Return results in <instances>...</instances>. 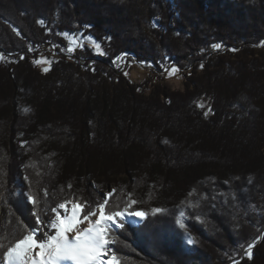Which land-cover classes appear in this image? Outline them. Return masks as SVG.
<instances>
[{
    "label": "trees",
    "instance_id": "trees-1",
    "mask_svg": "<svg viewBox=\"0 0 264 264\" xmlns=\"http://www.w3.org/2000/svg\"><path fill=\"white\" fill-rule=\"evenodd\" d=\"M65 34L103 54L68 58ZM105 191L106 213L147 214L109 231L119 264H264V0H0V264L29 228L54 234L33 210Z\"/></svg>",
    "mask_w": 264,
    "mask_h": 264
},
{
    "label": "snow or ice",
    "instance_id": "snow-or-ice-1",
    "mask_svg": "<svg viewBox=\"0 0 264 264\" xmlns=\"http://www.w3.org/2000/svg\"><path fill=\"white\" fill-rule=\"evenodd\" d=\"M214 47L219 48L220 45ZM96 48L99 49L100 45L96 44ZM69 51L73 49L69 48ZM38 62L34 61V63ZM171 71L174 72L177 69L174 68ZM198 106L203 107V105ZM204 115L207 116L208 112ZM112 194L111 192L104 194L103 203H98L94 207L87 205V202L65 200L51 208L55 216L47 222L41 213L33 210L32 215L36 217V224H47V227L55 230L54 234L45 231L44 228H29L23 239L17 240L14 246L8 247L3 253L7 264H64L66 261L71 264H119L116 253L108 248V245L115 242L109 236L110 226L123 230L126 217H138L140 221H143L147 214L143 211H129L132 205L137 203L135 200H130L122 209L106 213L108 198ZM27 202L34 208L39 203L30 193L27 195ZM69 204L71 207H66ZM58 209H64L63 215ZM163 211L160 208H153L151 213L155 216ZM183 216L184 213L181 212L176 219V223L181 228H185ZM138 222L132 221L133 224ZM85 224L86 226H81ZM251 248L252 245H249L248 254L251 253ZM34 249L38 251H33ZM108 252H111V255L105 260L103 257Z\"/></svg>",
    "mask_w": 264,
    "mask_h": 264
},
{
    "label": "rangeland",
    "instance_id": "rangeland-1",
    "mask_svg": "<svg viewBox=\"0 0 264 264\" xmlns=\"http://www.w3.org/2000/svg\"><path fill=\"white\" fill-rule=\"evenodd\" d=\"M65 38L68 42V47L63 50V53L68 57L71 58L74 51L79 47L88 46L90 47L95 53L103 54V49L97 40H95L91 36H83V35H72V34H65ZM96 44L100 45V48H96ZM69 48L73 49V51H69ZM51 53V54H50ZM58 53L55 51L54 47L49 46L48 49L42 51L40 53L39 58L37 61L38 67L45 71V69L50 68V61L51 58L56 57ZM116 64L118 67H120L122 73L133 82H141L143 81L149 74H151V65L143 62H138L135 57L133 56H122L117 59ZM177 69V71L172 72V69ZM162 82L169 86L170 88L174 89H182L183 87V75L179 71V69L174 65H169L165 67L162 72L160 73ZM111 191V189L109 190ZM108 193L107 191L103 192L102 195ZM68 208L71 207V205L66 206ZM62 212L64 213V209H62ZM139 221L138 223L133 224L132 221ZM141 221L138 217H126L125 223H129L131 225H137ZM111 229H115L114 227L110 226L109 231ZM108 248L111 249V252H113V243L108 245ZM111 252L107 253V256L109 257L111 255ZM6 260L5 263L6 264Z\"/></svg>",
    "mask_w": 264,
    "mask_h": 264
},
{
    "label": "bare ground",
    "instance_id": "bare-ground-1",
    "mask_svg": "<svg viewBox=\"0 0 264 264\" xmlns=\"http://www.w3.org/2000/svg\"><path fill=\"white\" fill-rule=\"evenodd\" d=\"M81 226H82V227H83V226H86V224H85V225H81ZM33 251H38V249H34ZM103 258H104L105 260H107V259H108V256L105 255ZM6 264H7V262H6ZM64 264H71V262L66 261V262H64Z\"/></svg>",
    "mask_w": 264,
    "mask_h": 264
},
{
    "label": "water",
    "instance_id": "water-1",
    "mask_svg": "<svg viewBox=\"0 0 264 264\" xmlns=\"http://www.w3.org/2000/svg\"><path fill=\"white\" fill-rule=\"evenodd\" d=\"M110 190V189H109Z\"/></svg>",
    "mask_w": 264,
    "mask_h": 264
}]
</instances>
